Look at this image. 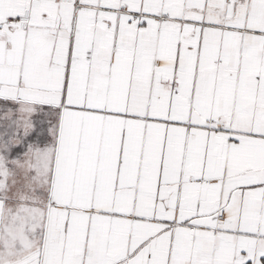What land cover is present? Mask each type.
<instances>
[{
	"label": "snow or ice",
	"instance_id": "snow-or-ice-1",
	"mask_svg": "<svg viewBox=\"0 0 264 264\" xmlns=\"http://www.w3.org/2000/svg\"><path fill=\"white\" fill-rule=\"evenodd\" d=\"M0 264H264V0H0Z\"/></svg>",
	"mask_w": 264,
	"mask_h": 264
}]
</instances>
